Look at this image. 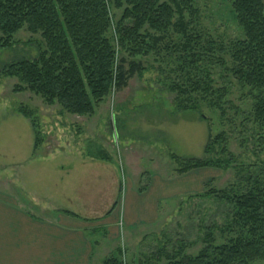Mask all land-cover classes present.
<instances>
[{
  "label": "rangeland",
  "instance_id": "rangeland-1",
  "mask_svg": "<svg viewBox=\"0 0 264 264\" xmlns=\"http://www.w3.org/2000/svg\"><path fill=\"white\" fill-rule=\"evenodd\" d=\"M232 2L194 1L199 10V27L226 46L244 38ZM110 8L116 26L123 10L114 5ZM151 34L162 39L155 52L136 58L145 68L142 75H134L121 91L112 89L91 115L70 114L58 103L48 105L30 91L16 93L13 88L18 80L0 76V206L17 204L20 210L40 221L57 220L56 214L61 209L100 216L116 199L122 205L120 229L128 230L130 227L123 220L127 190L149 187L153 181L154 184L167 181V175L172 177L171 187L167 188L175 189L172 179L178 174L172 154L202 158L208 139L226 134L227 149L236 157V166L227 170L206 168V182L198 189L160 202L159 220L155 224L131 227L134 233L131 240L123 244L121 240L124 254L120 258L124 264H166L164 258L161 262L153 259L162 248L174 252L180 247L185 254L196 255L203 247L200 238L205 233L204 227L223 223L217 202L199 195L208 188L222 190L234 186L236 191L243 190L237 186L241 167L252 172L262 169L264 174V126L255 123L252 115L256 92L241 86L224 66H213L210 68L213 87L228 89L224 113L211 107L202 95L194 96L195 107L184 110L170 90L171 84L182 78L178 70L179 53L173 49L181 37L172 28L162 34ZM108 38L116 47L114 25ZM13 40V48L0 51V64L34 59L45 48L40 34H31L26 28ZM121 56L122 53L119 59ZM224 58L230 68V56L226 54ZM22 110L31 117H25ZM36 134L39 146L35 150ZM67 163L75 170L68 183L58 188L60 167ZM155 174L160 178L153 179ZM202 179L205 181L204 176ZM177 182L176 189L183 188L184 182ZM156 187L146 189L142 200H152L158 192ZM66 189L69 196L62 195ZM128 205L129 212L136 214L135 204ZM99 231L100 234L92 236L88 230L86 236L102 240L104 231ZM215 236L218 244L226 241L219 230H215Z\"/></svg>",
  "mask_w": 264,
  "mask_h": 264
},
{
  "label": "trees",
  "instance_id": "trees-1",
  "mask_svg": "<svg viewBox=\"0 0 264 264\" xmlns=\"http://www.w3.org/2000/svg\"><path fill=\"white\" fill-rule=\"evenodd\" d=\"M194 1L0 0V51L13 48L14 36L24 28L31 34H40L45 45L34 59L0 64V76L18 80L13 88L16 93L30 91L48 105L58 103L70 114L91 115L112 89L121 91L134 75H142L145 68L136 58L155 52L162 39L151 32L162 34L172 28L181 37L173 49L179 53L178 70L182 78L170 86L179 106L184 110L193 108L194 96L202 95L211 107L224 113L228 89L213 87L210 69L224 66L241 86L256 92L252 115L255 123L264 126V1L233 0L232 10L244 38L231 41L229 46L199 27V10ZM111 5L123 10L116 26ZM113 25L116 47L108 38ZM226 54L231 59L230 68L226 66ZM21 113L31 117L25 110ZM37 134L35 150L39 146ZM203 151L202 158L172 154L177 174L236 166L237 159L227 149L224 133L210 137ZM237 186L243 190L236 191L234 186L222 190L208 188L199 195L217 202L223 223L204 227L205 233L200 238L203 247L196 255L185 254L180 247L174 252L162 248L153 259L161 262L164 258L166 264L264 261L263 170L252 172L241 167ZM215 230H219L225 242L216 243ZM120 254H124L123 247L101 264H124Z\"/></svg>",
  "mask_w": 264,
  "mask_h": 264
},
{
  "label": "crops",
  "instance_id": "crops-1",
  "mask_svg": "<svg viewBox=\"0 0 264 264\" xmlns=\"http://www.w3.org/2000/svg\"><path fill=\"white\" fill-rule=\"evenodd\" d=\"M72 164H64L60 167L58 188L68 183L69 176L74 172ZM208 169H196L182 175H174V188H167L172 183L170 176L167 181L159 180L157 184L149 183L151 191L154 187L158 190L156 196L150 200H142L145 195L137 189H129L125 193L126 209L124 224L129 228L120 229L121 202L114 199L109 205V210L100 216L80 215L70 209H61L57 220L40 221L33 215H29L15 206H0V264H101L107 257L115 254L116 250L124 242L131 240L133 228L138 226L155 224L159 220V205L161 201L170 196L187 194L198 189L206 182ZM201 173V174H199ZM153 179L160 178L158 174ZM205 177V181L202 179ZM184 177V178H181ZM181 178V179H180ZM184 182L183 188H178V182ZM161 181V182H160ZM168 182V184H166ZM171 187V186H170ZM124 191V190H123ZM67 189L63 196H69ZM155 191L153 192V194ZM154 196V195H152ZM137 201V202H135ZM116 203V205H115ZM135 204L136 214L129 212L128 204ZM132 208V206H131ZM132 208V210H133ZM60 210V209H58ZM72 212L75 215L66 213ZM92 215H94L92 213ZM16 217L19 220H16ZM96 219L91 222L90 219ZM122 223V219H121ZM133 227V228H131ZM103 229L102 240H92L86 236L100 234ZM122 244H121V240ZM120 242V243H119Z\"/></svg>",
  "mask_w": 264,
  "mask_h": 264
}]
</instances>
